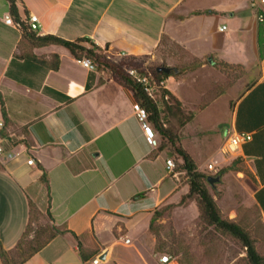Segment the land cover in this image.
<instances>
[{
    "label": "crops",
    "instance_id": "obj_1",
    "mask_svg": "<svg viewBox=\"0 0 264 264\" xmlns=\"http://www.w3.org/2000/svg\"><path fill=\"white\" fill-rule=\"evenodd\" d=\"M21 1L39 18V36L89 39L116 63L155 60L164 40L213 66L247 67L259 59L260 75L237 99L222 135H253L237 158L251 175L264 219V60L252 0ZM8 16L10 4L0 0V147L17 155L0 158L3 251L15 252L29 228L37 234L41 226L38 239H50L22 264H92L97 257L99 264H162L149 231L155 210L178 187L168 154L147 143L136 104L110 73L85 68L60 46L32 48ZM55 55L58 71L46 70L41 61ZM181 83L172 76L162 86L195 111L178 95ZM197 117L181 135L190 155Z\"/></svg>",
    "mask_w": 264,
    "mask_h": 264
},
{
    "label": "rangeland",
    "instance_id": "obj_2",
    "mask_svg": "<svg viewBox=\"0 0 264 264\" xmlns=\"http://www.w3.org/2000/svg\"><path fill=\"white\" fill-rule=\"evenodd\" d=\"M134 63L141 68V73L136 71V77L155 88L158 83L155 71L158 67L176 68L180 71L179 76L173 75L182 81L177 86V93L185 103L196 106L195 111L187 108L188 112L198 114L195 125L189 130L196 136L187 142L191 157L199 172L214 178L219 177L215 184L207 181V188L222 217L240 225L253 240L259 254L264 257V219L254 201V182L251 177L238 172V169L245 167L242 163L234 164L237 157L224 154L226 139L222 135L231 124L237 99L250 84L257 81L261 61L257 59L247 67L222 63L213 66L209 58L201 62L170 41L164 40L155 60L146 59ZM253 73H256V77L251 79ZM159 89L164 90L162 85ZM155 90L158 95L160 91ZM216 101L219 103L201 111L200 108H207L211 102ZM183 130L178 132L180 140ZM169 158L177 166L175 158ZM210 164L215 165V171L208 170ZM173 173L178 176V187L155 210L153 217H156V221L149 231V240L155 245V252L159 256H171L177 264H249L246 250L238 240L204 223L196 200L183 202V198L189 193L188 179L184 174L175 171ZM38 230L44 229L40 226ZM40 231L35 234L36 229L29 228L15 252H4L6 263L19 264L31 250L50 239L47 236L44 240L38 239ZM21 249L23 255L19 252Z\"/></svg>",
    "mask_w": 264,
    "mask_h": 264
},
{
    "label": "trees",
    "instance_id": "obj_3",
    "mask_svg": "<svg viewBox=\"0 0 264 264\" xmlns=\"http://www.w3.org/2000/svg\"><path fill=\"white\" fill-rule=\"evenodd\" d=\"M10 4L11 17L15 24L23 33V40L32 48H44L49 46H60L70 52L77 60L83 61L88 59L92 62L95 69L111 74L113 80L121 85L124 90L131 96L132 101L136 105H140L147 112V122L153 126L160 137L161 144L158 147L160 152H166L169 156L175 158L177 166L175 173L184 174L188 179L189 193L183 198L185 200H196L201 217L204 223L224 235H228L238 240L246 250L247 260L249 264H264V257L259 254L256 246L245 230L236 222L225 220L208 188L207 181L209 176L199 172L198 167L191 155L183 148L178 132L184 129L194 119V114L188 112L183 104L168 90L160 91V85L172 77L158 72L156 69V88L145 84L140 79L130 75L129 71L134 70L141 73V68L137 67L132 61L113 62L109 59L107 51L95 45L89 39H80L77 41H67L57 36H39L35 32H29L27 19L28 11L22 7L21 0H7ZM258 44L260 51V59L264 60V20L260 22L258 32ZM42 65L49 71H58L61 60L59 56H52L50 59L42 60ZM159 84V85H158ZM156 90H155V89ZM151 89L160 91L159 94L150 93ZM159 89V90H158ZM157 97L160 99H157ZM4 120L7 121L6 111L3 109ZM242 163L238 158L235 165ZM239 173H243L251 177L250 173L245 169H238ZM45 181V178H43ZM156 217L152 218L150 229ZM82 249V245L80 244ZM23 255L22 249L19 251ZM4 251L0 243V257L4 261ZM22 258L19 264H22L28 257Z\"/></svg>",
    "mask_w": 264,
    "mask_h": 264
},
{
    "label": "built area",
    "instance_id": "obj_4",
    "mask_svg": "<svg viewBox=\"0 0 264 264\" xmlns=\"http://www.w3.org/2000/svg\"><path fill=\"white\" fill-rule=\"evenodd\" d=\"M252 8L257 10L258 19L260 22H262L264 20V0H252ZM27 22H28V26H29V32H35V33L39 34V31L41 28L39 18L35 15H30L27 19ZM6 23L9 25H16L11 16L7 17ZM227 29H228L227 26L224 25L219 29V31L225 32V31H227ZM81 63L85 68H88L90 70H95V67L90 60L84 59L83 61H81ZM129 73H130V75L136 77V74H137L136 71H134V70L129 71ZM134 109L137 112V116H138L139 120L141 122H143V129L145 132L147 143L154 148H158L160 146V142L157 139V134L155 133L153 128L147 122L148 117H147L146 110L144 108H142L140 105H135ZM252 140H253V135L250 133H240V132H237L236 130H231L227 134L226 141H225V144L223 147V152L225 155L238 157V155L242 151L243 147L246 144L252 142ZM16 156L17 155H15L12 152L6 153L5 150L0 147V158L5 157L6 159L12 160V159H15ZM28 164L34 165L35 161L31 159L28 161ZM167 167H168L169 171L174 172L176 165L171 159H169L167 161ZM215 169H216V167L214 164H210L208 166L209 171H215ZM126 243H130V240H126ZM100 261L101 260L99 259V257H97V258L93 259L91 261V263L92 264H99ZM160 262L162 264H171L174 261L172 260L171 256L163 255L160 258Z\"/></svg>",
    "mask_w": 264,
    "mask_h": 264
},
{
    "label": "water",
    "instance_id": "obj_5",
    "mask_svg": "<svg viewBox=\"0 0 264 264\" xmlns=\"http://www.w3.org/2000/svg\"><path fill=\"white\" fill-rule=\"evenodd\" d=\"M158 72L159 73H164V74H167V75H178L180 74V71L176 68H170V67H160L158 68ZM218 180H219V177H218ZM210 183L213 182V179L210 178L209 179Z\"/></svg>",
    "mask_w": 264,
    "mask_h": 264
}]
</instances>
